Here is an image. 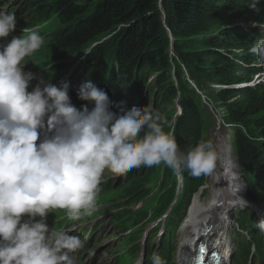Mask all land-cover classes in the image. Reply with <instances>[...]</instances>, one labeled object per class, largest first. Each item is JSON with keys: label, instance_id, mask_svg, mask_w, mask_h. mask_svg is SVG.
Here are the masks:
<instances>
[{"label": "trees", "instance_id": "obj_1", "mask_svg": "<svg viewBox=\"0 0 264 264\" xmlns=\"http://www.w3.org/2000/svg\"><path fill=\"white\" fill-rule=\"evenodd\" d=\"M24 1L32 16L26 21L17 18L23 26L28 22V27H34L51 16L58 20L49 43L50 50L56 51V64L48 71L66 67L62 63L67 58H79L75 73L84 80L76 83L73 100L80 85L93 79L107 88L117 112L152 106L175 119L176 140L182 150L208 139L215 123L208 105L220 109L229 127L232 156L250 181L247 195L251 197L252 188L264 194V143L248 138L264 136V82L242 85L262 71L263 65L249 49L264 37V0H259L258 12L248 6L251 0ZM41 78L48 79L49 74ZM154 168H139L142 174L135 176L129 191L135 200L147 196L156 173L164 197L163 212L174 196L169 185L175 182V174L170 169L154 172ZM181 176V202L168 223L171 229L204 180V176L194 178L187 173ZM260 199L263 202L264 196ZM122 214L123 219L128 217V227L146 217L139 210ZM237 248L243 254L247 250L243 244Z\"/></svg>", "mask_w": 264, "mask_h": 264}, {"label": "clouds", "instance_id": "obj_2", "mask_svg": "<svg viewBox=\"0 0 264 264\" xmlns=\"http://www.w3.org/2000/svg\"><path fill=\"white\" fill-rule=\"evenodd\" d=\"M258 4L248 6L258 12ZM16 23L14 14L0 10V264H76L73 254L86 241L52 229L50 210L80 220L96 209L106 172L119 177L163 165L199 178L215 171L218 153L204 139L182 150L175 119L152 106L114 112L106 90L90 79L77 92L87 102L79 108L68 81L33 84L21 62L41 48L44 36L34 28L11 35ZM249 51L264 65V37ZM248 138L264 143V136ZM255 226L264 234V219ZM154 264L165 262L157 256Z\"/></svg>", "mask_w": 264, "mask_h": 264}, {"label": "rangeland", "instance_id": "obj_3", "mask_svg": "<svg viewBox=\"0 0 264 264\" xmlns=\"http://www.w3.org/2000/svg\"><path fill=\"white\" fill-rule=\"evenodd\" d=\"M25 3L26 2L24 0H0V10H5V11H7L9 13L14 14L15 17H16V20H17L18 17L19 18L23 17V21H24V19L26 21L27 18L30 15L32 16V12H28L29 11V7ZM20 5H22V6H20ZM23 6H27V8H25ZM22 23H20V22L16 23V29L11 35H15V36L26 35V32H22V29H32V28H34V29L38 30L44 36V44L41 46V48L39 50H37L36 52H34L33 54H31V56L25 57L24 61L21 62L22 65H25V70L26 71H31L34 74L35 79L32 81V83L35 84L36 82L40 81L38 77L44 71V69H47L49 66L56 64V62L53 59L56 56V54H55L56 51H51L50 50L49 43L52 41V38L50 39L51 32H53L54 30L57 29L58 20H57V18L55 16H51L48 20H46V21H44L42 23H39V24H37L34 27H28V22H26L24 26H23ZM11 35H10L9 39L11 38ZM77 62H78V60H76L75 57L66 59L62 63L64 65H66V67H63V68L65 69V71L66 70L71 71L73 69L76 72V69L78 67ZM59 74H60V72H59ZM260 78H264V72L261 73ZM261 82H264V80H261ZM248 83H250V82H248ZM214 111H217V112L219 111L220 112L219 109L218 110H214ZM219 124L220 123L216 122V124L212 125V127L208 131V134L211 137V138H208V140H211L214 143L216 148L218 147V144H223V145L229 144L228 136H226V133L224 132L228 127L223 126L222 124L221 125H219ZM215 128H217L216 130L218 132L216 135H214V132L216 131ZM229 156H230V159H232L230 152H229ZM155 167L156 168H154V169H156V170H158V169L159 170H164V171L168 170V168L163 166V165H158V166H155ZM225 169H227V170L231 169L229 164L225 167ZM213 174H217L218 179L221 178L220 167H219V163L218 162H217V167H216L215 171L210 175V177H211L210 178V183H208L209 188L211 187L210 184L212 182ZM207 178H208V176H207ZM103 180H106V181L108 180V182L109 181L112 182V186L114 188H116V189H119L120 187L125 188L126 185L128 184V182L126 181V179H124V175L117 177V176H113L112 174L106 172L105 175L102 178L101 192H100V194L98 196V199H102V201H105L108 198L115 197L114 201L119 202L118 201V195L112 189H109L108 187H106L104 185V183H103ZM240 184H242L241 181H240ZM212 186H213V184H212ZM230 187H232L231 183H230ZM204 192L205 191H203L201 193V201H202V203H206L209 200V197H210L209 195L204 196ZM197 194H199V193H197ZM192 200H193V198H192ZM191 204H192V202H191ZM101 208L103 209L104 207L101 206ZM110 209H112V208H110ZM64 212H65L64 210L59 209V214L64 213ZM50 213L51 212H49V214ZM202 216L203 215H201V216L194 215L191 219L196 220V219L201 218ZM187 218H188V212H187L185 221L189 222L190 220H187ZM109 223L112 225V223L110 221H109ZM50 224L51 223H49V225ZM112 227H113L112 232H115L118 235V237L114 238V236H108V235L107 236L106 235L103 236L104 239H107V238L110 237L111 240L108 243L100 246L98 249H94L93 250V252L96 255V257L94 258L95 260H107L108 257L106 256L107 254H105L106 251H108L109 254H111V251H112V249L114 247H117L118 249L121 248L119 240L124 235H123V233H121V231L118 228L114 227L113 225H112ZM150 227H151V225H147L146 229H145V232H148L150 230ZM198 227H200V225L197 224L196 228H198ZM256 230H258V229H256ZM218 231H219V229H215V230L213 229L212 230L211 235L215 234L214 235L215 238H213L214 236H211L210 237L211 242H212V238L214 240L218 241L219 238L216 235L217 233H219ZM232 231H233V236L234 237L236 235H238L236 226H233V230ZM176 234H177L178 241H177V252H176V258H175V263L174 264H178V256H179L178 254L180 252L179 245H180V242H181L182 238L185 236V231H183V230H181L179 228ZM103 237H101V238H103ZM157 239H158V237L156 239H154V244L153 245L155 247L159 245V241ZM252 240L254 242V245H255V248H256L257 252H260V250L262 248L261 240L258 238V236L256 234L252 235ZM140 241H142V239H140ZM142 242L144 243V241H142ZM141 248L142 247L139 246V252L135 253L136 259H138V257H139V259L135 260V262L140 261V250H141ZM226 250H227V254H228L230 250L229 249H226ZM102 254H104V255H102ZM155 256H156V254H154L153 257H155ZM110 259L112 260L111 256H110ZM131 260H132L131 256L128 255L127 253H124L123 255L120 256L119 263L120 264H130ZM253 264H261V261L255 260Z\"/></svg>", "mask_w": 264, "mask_h": 264}, {"label": "bare ground", "instance_id": "obj_4", "mask_svg": "<svg viewBox=\"0 0 264 264\" xmlns=\"http://www.w3.org/2000/svg\"><path fill=\"white\" fill-rule=\"evenodd\" d=\"M23 7L27 8V6H23ZM39 23H42V21ZM69 96L72 100V103L76 105L77 99L73 100L74 97L71 96L70 94ZM135 100L139 101L140 97H135ZM112 110L114 111L113 108ZM216 149L218 153V163L220 167L221 178L218 179L217 174H213L212 182H211L213 184L212 187L213 189L217 188L218 182L221 183L223 180L228 181L229 184L231 183L232 187H230L229 185L224 189L223 184L219 185L218 190L217 191L214 190L216 191L215 194L210 195L209 200L206 203H202L200 199V195H199L200 193L195 194V196L193 197V200L191 201L192 204L190 203L189 205L190 209L188 208V211H187L188 212L187 220H190V221L188 222V221H185L184 219L185 222L183 221L181 224L182 230L185 231V236L182 238L180 245H179L180 252L178 256V264H190L189 258H191V256L194 255L191 252L192 249L196 247L197 242L199 240H202L203 236H205V234H207L208 232V230H206L208 226L205 227V222L207 223V225L211 224L212 230L219 226L224 227L223 225L224 215H228V210L231 207L242 206V204L238 202L239 198H242L244 200V195H243L244 193L241 190L242 184H240V180H239L240 177H239L238 169L236 165L234 164L233 159H230V156H229L230 148L228 147V145L218 144V147ZM228 164L231 167L230 170L225 169V167ZM154 170L158 172V170L156 169ZM234 177L238 178L236 181V185H233V182H232ZM106 182H107L106 187H108L109 189H112L115 193L125 192V188L120 187L119 189H116L112 186V183L110 181L108 182L107 180ZM160 197H163V196H160ZM50 212H52V210H50ZM194 215H198V216L203 215V216L199 219L193 220L191 218ZM48 221L51 224L55 223L52 218H48ZM197 224L200 225V227L196 228ZM72 225L75 226V223H72ZM57 226L59 227V224H57ZM50 227L53 228L52 226ZM76 228L80 229V227L78 226ZM169 231H170L169 229L162 227V224H159V226L155 228V231H152V230H149L148 232L141 231V232H138L137 234L139 236L149 235L151 239H156L162 233H168ZM80 234L84 236L89 235V233L85 231H80ZM221 243H222V240L220 239L218 243H213L210 245H212L213 248H215V251L219 253L221 263L228 264L226 249L222 247ZM142 260H143V257H142ZM139 262H141V260Z\"/></svg>", "mask_w": 264, "mask_h": 264}]
</instances>
